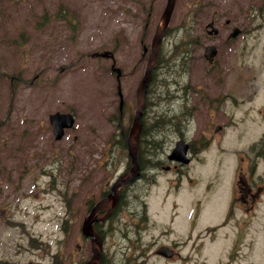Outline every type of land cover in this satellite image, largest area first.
I'll use <instances>...</instances> for the list:
<instances>
[{
	"label": "rangeland",
	"instance_id": "rangeland-1",
	"mask_svg": "<svg viewBox=\"0 0 264 264\" xmlns=\"http://www.w3.org/2000/svg\"><path fill=\"white\" fill-rule=\"evenodd\" d=\"M252 1L256 6L257 0ZM224 2L230 14L227 16H231L232 21L245 29L257 25L238 41L221 44L222 48L236 46L239 49L237 55L244 59L241 71L246 73L247 80L237 92L241 101L237 111V119H240L245 109L252 105L250 101H243L244 87L251 95L260 90L264 82V19L238 11L232 0ZM163 5L164 0H160L161 11ZM201 6L202 0H176L170 19L171 31L162 41L143 110L144 126L147 128L151 124V130H147L145 136L142 133L139 144L140 162L146 174L143 188L148 220L146 227L137 234L136 228L118 214L107 239L114 264H124L126 258L128 264L140 261L141 264H156L158 259L151 254L157 242L156 211L159 215L166 212L160 221L167 220V215L171 214L191 224L189 232H180L174 223L173 236L181 238L190 234L192 257L176 258L173 261L177 262L168 264H220L224 257L222 252L236 242L231 234H238L235 224L242 217L238 211L222 230L211 232L205 227L202 231L204 222L212 225L224 214L225 198L236 178L237 164L227 156L243 147V143L235 138L231 145L223 147V141H231V128L226 133L225 129L216 130L201 145L196 142L200 155L196 162L182 166V171L152 172V164L156 162L154 152L158 150L156 157L163 158L175 141H157L155 144V102L160 105L158 113L162 115L156 117V128H180L171 114V109L181 100L175 95L177 91L187 96L184 103L190 110L189 123L183 126L184 133L194 139L200 137V131L204 129L202 120L199 121L200 113L207 109L202 101L206 15ZM61 7L65 9L64 28L60 19ZM155 28L156 0H0V169L3 174L12 169L20 174L31 167V177L36 184L33 190L25 188L30 197L0 198V264H25L28 261L47 264L44 251H55L62 236L56 222V215L63 211L61 202L56 201L58 192L63 190L70 201L68 205L72 211L69 216L79 211L83 214L85 196L98 183L99 174L102 178L106 175L107 159L111 157L116 162L112 174L123 168L128 157L120 128L127 133L130 126L135 89L145 66L142 46L148 47ZM55 46L56 51L46 60L44 55ZM92 50L112 53L115 65L122 71L119 84L115 73L108 69L109 59L88 58L82 54ZM210 72L212 77L208 81L213 83L211 87L215 90L235 87V76L217 81L214 80L216 69L212 68ZM118 85L123 95L121 119ZM180 85L182 89L177 90ZM56 110L75 115L70 136L59 141H53L47 133L48 115ZM231 110V106L225 107L226 112L231 113ZM210 112L212 119L206 124L208 135L216 127L213 123L223 119L220 118L221 109ZM242 128L241 124L234 127L236 132ZM28 131L37 132L30 144L31 133L25 135ZM258 177L264 179V166L253 174L257 182L264 184ZM23 182L28 183L27 180ZM11 183H14V177ZM138 209L142 212L141 206ZM256 211L262 226L254 233L246 234L243 244L238 245L241 251H249L248 242L255 240L253 251L264 252V193ZM79 225L75 220L67 224L68 246L74 251L75 240L71 235ZM179 227L184 229V224ZM207 232L211 235L206 236ZM216 237H228L222 242L221 251H215L218 241L204 248L206 241ZM178 247L187 248L186 255L189 253L188 245ZM139 251L143 254L139 255ZM256 259L257 263H264L262 253H258Z\"/></svg>",
	"mask_w": 264,
	"mask_h": 264
},
{
	"label": "flooded vegetation",
	"instance_id": "flooded-vegetation-1",
	"mask_svg": "<svg viewBox=\"0 0 264 264\" xmlns=\"http://www.w3.org/2000/svg\"><path fill=\"white\" fill-rule=\"evenodd\" d=\"M235 8L238 11H243L252 17L260 16L264 19V0H257L256 6L252 0H232ZM166 0H164L165 6ZM176 0L174 2L175 7ZM173 7V10H174ZM202 12L206 15V24L204 25V42L205 45L213 44L216 47V53L212 58H208L203 56L204 58V67H205V83L204 89L202 92L203 103L207 105V109L204 113H200V120H202L204 124V129L200 131V137L197 138H189L183 131V126L188 125L190 110L188 106L185 105L184 102L187 101V96L182 93L175 92L176 97L181 98L179 103H177L173 109H171V114L174 116V122L178 123L180 126L179 129L174 126H167L164 128H156V117H161L160 113H158V109L160 105L155 102L154 108V138L155 141H171L173 139H183L187 145L188 152V161L182 162L174 159L168 158V152L165 153V156L162 158L161 156L156 157V152H154V160L156 161V165L153 166V173L156 171H169L171 169L180 170V168L184 165H189L197 161L198 156L200 155V150H198V145L196 142H199L201 145L204 142H207L209 138H211L215 131H220L225 129V133L228 129H232V136L230 142L223 141V147L229 146L233 143L235 138L242 141L243 147L237 148L231 156L234 164L236 166V178L233 181V186L224 202V214L219 218L215 219L212 225L202 224V231L206 227V230H210L211 232H217L222 230L225 225L228 223V220L233 216V214L238 211L241 214V218L236 220V235L231 234L236 242L231 244L227 249H225L223 253V259L220 264H264L257 263L256 256L258 253L264 252L259 251L255 253L253 251L254 243L248 242L250 245V249L247 252L241 251L238 245L243 244L244 238L247 233H254L256 229L262 226L260 218L257 216V203L260 200V196L264 193V184L257 182L253 178V174L261 169L264 166V82L260 90L254 92L253 94H247V88L244 87V102H251V106L245 109L244 114L240 119H237V111L241 101L238 99L239 92L241 90L240 86L244 82L246 83V76L244 72L241 71V64L243 62V57L238 54V50L236 46L229 45L224 46L222 48L221 44H232L239 40L240 37H245L250 33L252 28H255L257 25H253L247 29L240 26L238 23L232 21L231 16L229 14L228 5L224 2V0H202ZM60 19L62 21V27H65V9L61 7ZM163 11V9H162ZM160 9V0H156V26L160 21L161 13ZM173 13V11H172ZM64 14V17H63ZM211 23V25H209ZM233 28H236L237 33L234 36H231V31ZM210 29L212 30L210 32ZM171 31V24L167 25L165 29V35ZM165 35L163 39L165 38ZM57 46H55L50 51H47L44 57L46 60L48 56L53 54L56 50ZM228 51L231 54H227ZM94 53V56H92ZM96 50L85 51L82 54L87 56L88 58L93 57H101L104 59H109L108 69L112 70V65H115L114 56L108 55L107 57L98 56L95 54ZM143 55L146 52H142ZM240 55V56H239ZM52 67V65L50 66ZM216 69V78L214 80H229L231 77L235 76L234 85L235 87L225 88L223 87L221 91L215 90L213 87V83H209V79L212 77V73L210 69ZM219 74V75H218ZM122 75V72H121ZM250 78V77H249ZM264 81V80H263ZM222 83V82H220ZM182 89L181 85L177 88ZM213 91V93L211 92ZM226 106H231L232 110L236 109V111H232L228 113L225 111ZM221 109L222 114H220V118H223L221 122L213 123L215 128H213V133L208 135L206 130V124L208 121L212 119V114L210 111ZM256 112L259 115H256ZM255 113V114H253ZM50 114V113H49ZM227 115V118H225ZM122 114H120V118ZM225 120V121H224ZM48 130L50 138L53 141H59L55 139L53 135L52 125L49 122L48 115ZM241 124L243 126L242 130L236 132L234 127L236 125ZM72 128H65L62 138L66 135L69 137ZM31 131L26 132V136L30 135ZM171 133V137H168V134ZM37 136V132L32 131L28 144L32 143ZM74 138H76V134H74ZM224 139V137H223ZM174 141V143H175ZM173 143V144H174ZM223 149V148H222ZM221 149V151H222ZM170 150V149H169ZM220 155V154H219ZM224 157V156H221ZM140 164V161H139ZM107 169L105 170L106 175L102 178V174H99V181L95 184L94 189L85 196V211L82 214L80 211L73 216H69L68 213L72 211V208L68 205L70 203L69 199H66L64 191L61 190L58 192V196H56V201H60L63 206V211L59 212L56 215V222L59 223V229L62 232L61 238L58 240L59 247L55 251H51L47 249L44 251L43 256L47 259V264H114L112 253L108 247V234L111 231L112 223L117 219L118 214L121 213L125 220H127V224H132L134 228H136L137 234H139L141 228L144 229L146 226H143V223L148 220L146 212L144 213L145 206V189L143 188L145 173L142 170V166L140 164L139 172L129 178V180L122 182L121 178L124 176H128L129 174V161L125 160L123 168L119 172H115L112 174L113 170L116 167V162L112 160V158L107 159ZM159 167V168H158ZM2 169H0V198L6 197L8 200L11 199H19L22 197L31 196L28 192L29 190H33L36 187V184L33 183L32 180V171L31 167L25 170L24 173L17 174L15 173V169L8 170L6 174L2 173ZM5 171V169H4ZM182 171V170H180ZM262 177V175L260 174ZM14 177V183H11L12 178ZM262 181L263 178L258 177ZM28 181L25 183L23 181ZM114 181H118V185L116 189L112 188V183ZM7 187L8 189H4ZM25 188L28 193L26 195ZM28 188V189H27ZM162 189V188H160ZM22 195V196H21ZM71 196V195H70ZM76 196V195H72ZM98 201H103L102 204L92 211V208ZM141 206V211L138 209ZM171 206V204H170ZM175 206V205H174ZM173 209V206H172ZM176 209V208H175ZM174 210V209H173ZM1 214V213H0ZM163 216H166V212L158 214L156 211V248L151 252L158 261L156 264H168L176 258H181L185 256H191L190 247H191V238L188 236L190 234H184L181 238L174 237L173 233V224L175 223V228L180 232H189L190 222H188V227L184 229L180 228L179 225L182 223L181 221L173 218L174 215L168 214V219L160 221ZM70 220H75L79 222V227L73 232L71 235V239L75 240V251L71 250V247L68 246V239H70L69 231L67 230V224ZM91 223V228L89 226V222ZM85 222V224H84ZM184 224V223H183ZM178 225V226H176ZM167 227V228H165ZM164 228V229H160ZM128 232V229L126 227ZM211 233L207 232L206 236H210ZM188 236V237H187ZM228 237L219 238L216 237L211 241H206L204 248L207 246L214 245V242H217V246L215 251L222 250V242H224ZM161 240V241H160ZM131 243V241H130ZM264 244V239L262 241ZM178 245H188L189 253L186 255L187 248L178 247ZM164 247V251L166 254L161 253L159 249ZM203 250V248L201 249ZM143 252L139 251V255H142ZM207 258L208 251L206 250ZM215 260V258H213ZM129 261L126 258L124 264H128ZM14 264V263H13ZM32 264V263H31ZM136 264H141L136 263Z\"/></svg>",
	"mask_w": 264,
	"mask_h": 264
},
{
	"label": "water",
	"instance_id": "water-1",
	"mask_svg": "<svg viewBox=\"0 0 264 264\" xmlns=\"http://www.w3.org/2000/svg\"><path fill=\"white\" fill-rule=\"evenodd\" d=\"M173 6H174V0H167L166 5L161 15V18H162L161 24L157 26L152 36L151 42H150V52H149V55L146 61L144 73L136 87V110H135L133 119L131 121V125L129 127L128 136H127V148H128L129 156L131 158V168H130L131 175L134 174L138 169L137 143H138V135H139L140 128H141L140 117H141L142 109L144 106L145 91H146L148 82L151 77V70L154 67V64L157 60V54H158L160 41L165 32L166 26L169 22ZM236 33H237L236 28H233V31L231 32V36H234ZM144 49H146V47H144ZM106 53L107 52H104L103 55H105ZM213 54H215V47L212 45L206 46L204 49V55L212 57ZM113 70L117 71V77H118L120 74V69L118 67H115L113 68ZM119 94H120V100H121L120 104H122L120 91H119ZM49 119L53 125V130H54V134L56 138H60L63 134L64 128L70 127L74 122V116L70 112L55 111L50 114ZM186 150H187V144L184 143L183 140H179L176 142V145L172 149L171 154H169V157L176 158L184 162H187L188 159L186 158ZM102 202L103 201L95 205L94 209L96 207H99L102 204ZM88 223L91 228L90 221ZM164 249H165L164 247H161L159 251L161 253L166 254Z\"/></svg>",
	"mask_w": 264,
	"mask_h": 264
},
{
	"label": "trees",
	"instance_id": "trees-1",
	"mask_svg": "<svg viewBox=\"0 0 264 264\" xmlns=\"http://www.w3.org/2000/svg\"><path fill=\"white\" fill-rule=\"evenodd\" d=\"M147 130H148V131L151 130V124L148 125L147 128L144 126V128H143V135H144V136L147 134ZM138 153H139V151H138Z\"/></svg>",
	"mask_w": 264,
	"mask_h": 264
}]
</instances>
